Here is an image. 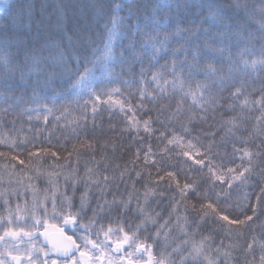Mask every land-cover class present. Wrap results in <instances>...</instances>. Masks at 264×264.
Instances as JSON below:
<instances>
[{"label": "trees", "instance_id": "16d2710c", "mask_svg": "<svg viewBox=\"0 0 264 264\" xmlns=\"http://www.w3.org/2000/svg\"><path fill=\"white\" fill-rule=\"evenodd\" d=\"M151 2L152 0H130L129 4H126V9L129 6L141 7ZM31 3L32 33L27 39L29 45L35 47L41 56L40 71L29 75L28 70L23 69L25 75L21 79V70H17L11 89L0 88V94H3L0 97V140L4 141L0 143V153L4 154L0 156V165L21 172L43 170L49 165L78 163L80 167L90 166L93 172L103 177L108 176L107 185L120 190L158 189L157 194L165 198H174L181 203L183 207L181 210L186 218L189 214H195L194 218L198 219L195 221H200V236L210 241L213 251L227 254L229 264L249 262L259 264L260 244L264 243V202L257 206V196L260 195L261 188H264V175L259 174L260 167L256 168L255 173L250 175L243 185L236 182L229 189L226 184L220 185L217 182L214 189L220 193L218 201L214 194L212 199L221 210V215L243 220L245 216L253 215V208L256 209L253 220L243 226L228 225L215 215L201 219L199 211L201 200L190 192L187 199L182 201L175 182L167 178L161 181L159 177L165 176L167 172H174L181 185L196 180L197 191L202 192L210 187L205 183L207 169L198 171V166H193L186 157L176 155L181 151L180 148L169 145V152L161 151L167 143L165 137H171L173 133L183 137L185 142L191 140L194 144L198 138L197 147H200L201 151H205L208 145L214 142L211 158L217 164H223L225 167L240 164L239 154L236 155L235 163L230 162L233 143H236L237 147H244L235 137L228 134L227 129L231 126L225 122L232 117H236L240 125L237 135L247 137L251 134L250 149L264 152V148H256L264 138L255 131L257 128L264 129V120L258 122L256 119L261 115L260 105L254 104L244 109L240 107L245 95L250 100H257L264 90V67L257 65L254 71L251 68L244 70L242 63V58L251 61L260 56L262 41L259 25L264 22V14L259 11L261 0H218V3L233 16L229 23L239 25L238 28L234 27L233 32H240L245 38L251 33L252 43L233 35L231 47L226 48L223 59L219 53L214 58L202 57L198 66L191 69L186 65L181 67L179 64L183 59L182 55L177 58V74L183 78L185 88L191 85L195 89L197 83L207 84L205 98L211 96L216 99L217 103L211 105L207 111H202L198 103L194 105L192 98L184 97L179 89L173 91L171 84L167 86L166 93H155V101L145 99L143 109L135 107L140 103L141 87H146L149 92L155 88L151 83L154 72L161 73L162 81H171L174 78L170 67L171 53L162 54L157 60H151L138 47V60L124 65L119 63L113 65L116 75L111 82L94 86L102 101L108 99L106 93L119 89L118 93L112 92L111 99H117L125 105L131 103L135 108L137 120L151 118L153 130L151 134L144 132L142 125L139 133L130 129L127 118L132 113L120 112L106 103L96 102L97 111L94 114L92 111L94 97H73L71 86L75 77L63 73V61L73 69L76 67L77 57L83 64L89 38L97 40L98 33L102 31L104 21L97 20V9L103 0H31ZM236 4L241 6L239 12L234 10ZM148 14L149 10L141 7L139 19L134 17L129 23L135 25L139 22L143 27ZM121 15H127V11ZM180 27L192 29L193 32L189 35H193L195 29H201L200 42L205 38L203 30H207L208 35L218 31L216 23L206 19V12L197 9L187 14ZM33 36L36 37L34 40ZM183 43L180 37H176L170 46L176 48ZM124 44L127 45L128 41L125 40ZM44 45L51 47L42 48ZM209 47L217 49L219 43L211 42ZM246 48L251 51H244ZM61 52L63 61L59 58ZM189 62L191 63L190 56ZM209 63L216 68L217 76L206 75L204 69ZM165 65L169 67L166 68ZM141 68L144 69L143 79ZM220 77L224 78L223 84ZM237 87L242 89L243 95L239 99H234L231 93ZM181 101L183 109L181 114L169 123L167 115L173 112L177 103ZM230 104L235 107L229 108ZM161 108L166 111L161 113ZM4 109L7 111H3ZM184 127L189 131L185 132ZM161 133H164V136H161ZM213 133L214 135H210ZM9 142H14L15 146H10ZM85 143L91 144L92 147L82 148L81 145ZM73 146L78 150V155L74 152ZM149 146L154 154L152 159L156 163L151 160L145 162V153ZM30 152H39V155L30 157ZM52 152L57 153V156H51ZM13 156H17L18 159H12ZM256 159L264 167V156ZM19 160H24L25 163L20 164ZM122 172L124 175L121 178ZM137 172L141 173L140 177H137ZM249 244H253L251 252L247 251Z\"/></svg>", "mask_w": 264, "mask_h": 264}, {"label": "snow or ice", "instance_id": "6c2138e0", "mask_svg": "<svg viewBox=\"0 0 264 264\" xmlns=\"http://www.w3.org/2000/svg\"><path fill=\"white\" fill-rule=\"evenodd\" d=\"M130 0H103L97 9V20H103V29L98 33L97 40L89 38L88 44L85 47L83 64L79 57L76 58L75 69L67 66V62L63 61V53L59 54V58L63 61V73L69 77L74 76L75 80L72 84L74 90L82 89L86 90L90 97H95L93 101L92 111L95 114L97 111L96 102L100 101L103 103H109L111 101L112 92H119V89H113L111 92L106 93L108 96V101H102L101 95L97 94L95 89L91 87V84L98 78L95 75L96 71H100L102 75L106 74V78L111 82L115 72L113 70V65L119 63L124 65L132 61L139 59V54L137 48L148 55L151 60H157L158 57L163 55H168L171 53V71L173 79L171 81L161 80V73L154 72L151 77V83L155 85V88L151 92L146 87H141L139 89L140 103L135 107L141 109L144 108L143 101L148 99L150 101L156 100L155 93L159 92L164 94L167 91V86L171 84L173 91L179 89L183 92L184 97H191L193 104H199L202 111H207L211 105L217 103L216 99L209 96L205 98V92L208 90L207 84L197 83L195 89L191 85L185 88V82L183 78L177 74V58L181 55L183 59L179 61L181 67L188 66L190 69L198 66L201 58L207 59L209 56L215 57L217 53L221 59L224 58V53L226 48L230 49L232 36L235 35L238 39H247V42L252 43V34L249 33L248 37L245 38L240 32H233L234 27L238 28L239 25L235 23H229L233 20V16L229 14L228 10L224 6L218 3V0H152L151 4H144L141 7L149 10V14L146 17L143 27L137 22L135 25L129 23L134 17L138 18V13L141 11V7L129 6L126 9V4H129ZM193 9H197L200 12H206V19L213 20L218 28L217 33L213 35H208L207 30H203L205 38L202 42L199 41V34L201 29H195L193 35L189 33L193 32L192 29L181 28V23L187 18V14ZM236 12L241 10L239 4L235 5ZM127 11V15H121ZM261 14H264V0H261V7L259 9ZM245 14L247 15L246 6ZM32 23H33V4L31 0H0V88L11 89L12 82L14 81V73L17 70H21V79L24 78L25 72L23 69H27V74H33L40 71L41 56L35 47L29 45L27 37L32 33ZM259 31L261 33L260 40L262 41L260 56L257 59H252L251 61L243 59V53H241L242 63L244 70L251 68L253 71L256 69L257 65L264 67V22L259 25ZM176 37H180L184 43L179 47L171 48V41ZM36 37L33 36L34 40ZM127 40L128 44L125 45L124 41ZM211 42H218L219 47L217 49H212L209 47ZM203 46V52H202ZM44 47H51L50 45H44ZM246 52H250L251 49H244ZM127 54V55H126ZM229 55L231 53L229 52ZM189 56L191 57V63L189 62ZM142 62V61H141ZM169 67V65H165ZM206 75L217 76V70L211 63L207 65L204 69ZM144 69L141 68V78L143 79ZM220 81L223 84L224 78L220 77ZM243 95L242 89L240 87L235 88L231 93L234 99H239ZM3 94H0L2 97ZM87 103V102H86ZM118 104L121 112L127 111L131 112L132 115L127 118V125L130 129H134L139 133L141 125L143 131L151 134L153 131L151 128L152 120L151 118L147 120H137L136 112L134 106L129 103L125 105L121 101H115ZM260 105L261 115L256 119L257 121L264 120V90H262V95L257 100H250L247 95L240 102L241 109L248 108L250 105ZM111 107V103L109 104ZM229 108H234L235 106L230 104ZM182 101L177 103V106L173 112H170L166 119L170 123L173 119L179 117L182 112ZM3 111H7L4 109ZM51 112V109L48 110ZM161 113H164L166 109L161 108ZM31 119V117H29ZM163 123V121H162ZM226 125H230L227 131L232 137H235L237 141L242 143L244 147H237L236 143H233V153L230 159L231 163H235L236 155L239 154L240 164H236L234 167H225L223 164H217L211 158V150L213 143H210L205 151H201L200 147H197L199 143L198 138L197 143H193L191 140L184 141L183 137L177 136L175 133L171 137H165L167 143L164 148L161 149L162 152H169V145H174L181 149L176 155L186 157L188 160L192 161L193 166H198L197 170L202 171L204 168L207 169V180L205 183L209 184L210 187L206 188L204 191H197V181L193 180L192 183L185 182L183 185L176 178L174 172H167L165 176H160L161 181L167 178L171 182H175L181 200H186L190 192L194 193L197 198L201 200L199 211L201 213V219L204 217L215 215L219 220L226 222L228 225H238L243 226L248 222L253 220L256 209L253 208V215H247L243 220L240 219H230L228 215H221V210L218 209L216 203L213 202L212 196L215 195L217 201L219 200L220 193L215 192V186L217 182L220 185H227L229 189L233 187L236 182L241 185L245 184L248 177L255 173L256 168L260 167V175H264V167L258 159L264 156L262 151H253L250 149L249 145L252 141V135L249 134L247 137H242L237 135V129L240 125L237 123L236 117H232L227 120ZM185 132L189 131L186 127L183 128ZM261 137H264V129H255ZM210 135H214L210 134ZM164 136V133H161ZM0 143L4 141L0 140ZM10 146H15L14 142H9ZM82 148H90L91 144L85 143L81 145ZM201 147H203L201 145ZM257 149L264 148V138L261 139L260 143L256 145ZM74 152H77L75 146H73ZM4 155L0 153V156ZM39 152H30L29 156H38ZM152 149L149 146L148 151L145 153V162L150 160L156 163L153 157ZM51 156L56 157L57 153L52 152ZM139 157V151L137 152V158ZM12 159H18L17 156H13ZM20 164H24V160H19ZM53 168L62 167L59 165H53ZM159 171V170H158ZM39 173V170H37ZM92 169L88 168L85 172V176L78 177L75 174V169L72 170L70 174L64 175L65 185L67 189L70 187L71 195H68L66 191L60 190V185L56 177L61 173L59 172H49L47 173L48 184L51 186V193L45 190V200L51 199L52 203V216H48L47 208L44 209V215L40 218L33 216L34 223L30 225V231H25L23 227L13 230L12 228H6L3 235H0V241H4L6 238H11L15 241L23 242V238L27 237V243L30 245V250L27 254L28 264H94V257L89 255L92 249L96 252H100L103 255L104 249L110 247L109 240L112 235L122 233V236L118 238L113 243L115 244L114 251L120 252L124 250V247H132L135 245V251H140L149 253V259L145 264H152L151 256V245L147 244L145 241H140L137 233L146 224L151 223L153 225L157 224L156 215H151L145 211L144 208L137 207V210L142 214L143 219L140 224L136 226V230L129 233L125 231L122 225H118L115 229L109 225L105 230L103 225L96 232V239L92 238V227L96 223V217L98 215L97 209L99 211L104 210V206L108 205L109 208L120 205L123 209H128L129 204L132 200V194H129L128 200L117 201L115 196L112 201H107L104 199L103 204L100 203V199L105 196L106 189L108 187L107 181L108 176H104V185L100 186L99 178L93 179ZM124 173H121V178ZM137 177H140L141 173H136ZM70 182V183H69ZM83 184L84 191L81 193L79 198V205L74 204L75 194L77 192V185ZM92 184H97L98 190L100 191V197L97 198V208L90 207L89 192L92 191ZM171 186V185H169ZM57 194H59L60 202L57 204ZM148 192L145 193V200H147ZM264 202V188H261L260 195L257 196V206ZM7 204V201H5ZM195 208V205H193ZM91 210L92 216L89 217L88 223H83L84 217L87 212ZM175 209H173L174 211ZM17 211H19V206H17ZM171 216V213H169ZM20 217H17L19 219ZM49 219L59 220L60 224H51ZM185 223L187 219L185 217ZM11 223V220H9ZM177 226L180 227V231H184V228L179 225V217L177 218ZM172 225L169 223L168 219H165L163 223L159 224L157 227L155 236L159 237L161 235V230L165 228H171ZM43 228V231H41ZM65 228H71L73 235H66ZM54 230L64 241L63 244H51L49 239L50 231ZM83 230V235H79L76 239L73 236L76 235L77 231ZM100 233H103L104 240L100 241ZM44 237V241L40 242V246L37 244L38 236ZM167 237L168 233H164ZM185 235H188L185 232ZM197 242L194 239H187L182 241L183 244H190L191 247L188 249L187 256H180V264H186V261L191 260L192 264H219L218 259L211 258L205 253V243L204 240ZM77 240L80 243H77ZM43 243L51 244V247L45 248ZM91 246V249L89 248ZM15 250L19 252L17 245H13ZM261 255L259 259V264H264V243L260 244ZM253 249V244H249L247 251L251 252ZM55 252L57 259H51L50 253ZM173 252H179V248L173 249ZM43 254V258L40 254ZM76 253H79L77 256ZM129 256L133 255L132 252L128 253ZM227 255V254H225ZM10 257V260L7 259ZM173 264L168 258L162 254L161 259L156 261V264ZM0 264H22V257L20 255H13L12 252L6 251L5 253H0ZM128 264H134L132 260L128 261ZM249 264H254V262H249Z\"/></svg>", "mask_w": 264, "mask_h": 264}, {"label": "rangeland", "instance_id": "374dc122", "mask_svg": "<svg viewBox=\"0 0 264 264\" xmlns=\"http://www.w3.org/2000/svg\"><path fill=\"white\" fill-rule=\"evenodd\" d=\"M95 75L98 79L91 84V87L93 86L95 82L105 79V75H102L100 71H96ZM74 92L76 95L87 93L86 90H82L79 88L74 90ZM114 105L120 109L118 104L114 103ZM47 173L49 172L34 174L36 176L33 179V182L29 181V178L17 179L16 177L17 175L15 173H8V174L1 175L0 176V182H1L0 183V190H1L0 191V203L2 200L4 203V209L5 210L10 209V206H7L5 201L9 203L11 199H16L18 200L16 204L17 206H19V209H20L19 210L20 213L16 217L26 218L28 216L26 212L28 211L29 215L32 214V217L35 216L36 218H40L42 217V215H44L45 208H47L48 214L51 213L52 212L51 211L52 209L51 199L45 200V195H46L45 190L47 189L48 193H51L52 191L51 186L48 184ZM56 179L58 180V183L60 185V190L66 191L68 195H71L72 193H71L70 187L67 189L64 187L65 185L64 176H61L60 179L56 177ZM91 187H92V191L90 192H93L94 188L92 185ZM7 188H12V189L6 194L3 191H7L6 190ZM77 201H79V198L74 199V203H76ZM59 202H60V198H59V194H57V204L58 205H59ZM160 206L162 207L156 208V206H153L151 205V203H149L145 205L144 207H152L149 212V214L151 215H156V213L160 214L159 216L156 217V219L159 221L160 224L163 223L165 219H168L169 223L172 225L170 229L169 228L162 229L161 235L157 237V240L162 245L161 248L158 250V254L160 253L161 249L163 250L165 249L166 251L170 250L166 253L164 252V255L168 258V260L173 262L175 255L187 256L188 254V249L191 247V245L190 244L185 245L182 243V241L191 238L199 242L203 238L199 237V231H198L199 222H195L194 224H186L184 222L185 218L182 216V214L179 213L177 210L173 211V209H175L174 206L171 207L170 205H167V204H163ZM169 213H171V216H169ZM178 217H179V225L184 228L183 232L180 231V227L177 226ZM165 232L168 233L167 237H165L164 235ZM185 232L188 235H185ZM204 243H205V253L211 256V253H210L211 246L209 245V242L204 240ZM175 248H179V252H173V249ZM212 258L218 259V262L219 263L221 262V264L228 263L227 260L224 261L221 255L218 258H215V257H212ZM186 262L192 264L191 260H188ZM178 264H180V262ZM197 264H199V262H197Z\"/></svg>", "mask_w": 264, "mask_h": 264}, {"label": "flooded vegetation", "instance_id": "af4514ba", "mask_svg": "<svg viewBox=\"0 0 264 264\" xmlns=\"http://www.w3.org/2000/svg\"><path fill=\"white\" fill-rule=\"evenodd\" d=\"M9 220H11V223H9ZM34 221L29 219H17V218H0V235H3L4 230L6 228H12L13 230H16L18 228L23 227L25 231H30V225L33 224ZM51 224L59 225L60 221L57 220L55 222H52ZM41 231H43V228H41ZM55 232L54 230L50 231V233ZM56 233V232H55ZM66 235H73V232L71 228H65ZM82 235L77 231L76 235L73 236V239H76L77 236ZM39 237V234H37ZM64 241L60 237L53 238L51 241V244H63ZM77 243L79 244L80 241L77 240ZM38 246H40L39 238L37 240ZM50 244V245H51ZM13 245H17L19 248V252L15 250ZM50 245L44 246L46 249L51 247ZM91 249V246H89ZM30 250V245L27 243V237L23 238V242L12 240L11 238H6L4 241H0V253H5L6 251L12 252L13 255H20L22 257V264H28L27 260V254ZM78 256L79 253H76ZM91 257H94V264H128L129 260L133 259L131 256L128 255L127 247H124V250L120 252L113 253L108 247L104 249L103 255H101L100 252H96V250L92 249L89 253ZM40 256L43 258V254L41 253ZM51 259H57V256L55 252L50 253ZM7 259L10 260V257ZM134 262V261H133ZM134 264H142L134 262Z\"/></svg>", "mask_w": 264, "mask_h": 264}]
</instances>
